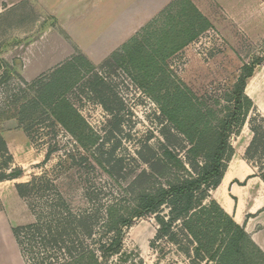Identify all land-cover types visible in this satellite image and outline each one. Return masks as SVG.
<instances>
[{"label": "rangeland", "instance_id": "rangeland-1", "mask_svg": "<svg viewBox=\"0 0 264 264\" xmlns=\"http://www.w3.org/2000/svg\"><path fill=\"white\" fill-rule=\"evenodd\" d=\"M38 1L6 0V4L0 1V7L16 4L25 30L20 34L12 32L11 28L2 32V37L8 39L5 52L37 49L42 27L51 32L49 49L45 52L52 53L55 48L63 47L64 43L59 41L63 38L68 50L73 49L70 58L78 59L73 68L78 70L72 74L71 88L65 98L84 120L78 133L92 134L97 142L91 146L77 142L54 119L47 106L40 107L35 118L19 124L18 108L34 93L29 88L31 82H24L19 76L21 60L14 57L11 63L4 62L5 71L0 74V133L13 156L12 167L20 168L22 175L0 183L3 196L0 204L11 208L16 224L33 222L44 202L57 195L74 211L90 210L94 204H100L103 209L112 202L127 203L124 201L126 185L147 168L138 155L142 151V156L147 157V151H143L146 146L159 151L162 144H167L163 136L167 132L171 134V148L186 160L191 143L179 132L174 120L182 121L183 128L190 133L203 131L209 136L233 108V89L243 66L259 58L260 64L254 67L253 74L264 81V0H190L208 19L209 25L166 58L152 82L142 84L134 80L133 71L128 72L122 65L111 63L105 68L101 65L114 50L134 37L143 40L149 48L154 31L170 19L168 16L176 14L178 8L173 7L162 15L173 0L125 1L130 10V36L124 41H114L116 47L105 57L96 46L97 38L105 29V17L112 1L50 0V15L42 11ZM118 2L115 0L110 10L116 15L123 11L122 0ZM15 12L14 9L1 15L0 24L16 21ZM42 16L44 25L37 26L36 21L42 20ZM21 44L22 48L17 49ZM78 45L93 53L95 59L90 60ZM82 56L85 57L80 58ZM63 59L41 75L42 79L47 80L57 66L66 64L68 59ZM48 61L45 62L48 64ZM89 68L105 80L102 96L91 93L85 85L91 76ZM248 85L250 93L252 81ZM163 107L171 111L172 119ZM262 120L264 118L250 107L244 132L232 134L230 142L236 146L239 140H245L251 134L250 123L264 126ZM257 161L249 162L258 170L257 165L264 164V156ZM183 173L172 167L166 178L158 177L156 182L165 184L166 179ZM27 182L37 184L36 188L21 197L15 185ZM89 197L98 203L90 201ZM156 228L151 216L136 220L125 231L122 254L113 256L107 264H211L199 260L193 247H189L187 255L182 249L183 241L155 240ZM178 237L182 239L180 234ZM36 253V250L29 251L33 263Z\"/></svg>", "mask_w": 264, "mask_h": 264}, {"label": "trees", "instance_id": "trees-1", "mask_svg": "<svg viewBox=\"0 0 264 264\" xmlns=\"http://www.w3.org/2000/svg\"><path fill=\"white\" fill-rule=\"evenodd\" d=\"M173 7L178 8L176 14L168 16L170 19L154 31L149 48L143 40L134 37L114 50L101 66L105 68L111 63L122 65L128 72L135 73L133 78L139 83L152 82L162 70L165 59L209 25L208 19L190 0H173L162 15ZM77 60L73 57L66 64L57 66L47 80L42 76L33 80L29 88L34 94L20 104L16 120L23 124L35 118L40 107L47 106L54 119L77 142L91 146L96 144L97 139L92 134L78 133L84 120L65 98L71 88L69 82L72 74L78 70L73 69ZM260 61L257 58L252 64L243 66L233 89V108L218 122L212 134L206 136L203 131L190 133L183 128L182 121L174 120L179 132L191 143L186 160L171 148V134L167 132L163 134L167 144H162L159 151L146 146L143 151H147V157L142 156V151L139 152L147 168L126 185L124 201L127 203L112 202L103 209L100 204H94L90 210L74 211L57 195L44 202L33 222L13 228L26 264H107L113 256L122 254L126 229L136 220L148 216L153 217L157 225L155 240L166 238L172 242L183 241L185 253L189 255V247H193V253L199 260L211 264H264V253L250 240L244 229L210 199V191L220 183L233 155L230 137L241 130L252 107L244 89ZM2 68L4 66L0 61V70ZM87 71L91 72L85 84L88 91L102 96L106 84L104 78L92 72L91 68ZM102 105L108 109L103 101ZM163 109L172 119L171 111ZM249 129L252 138L245 157L248 161L258 162L264 156V126L250 123ZM13 163V156L0 133V182L20 178L22 170L12 167ZM257 166L264 182V164ZM172 167L184 173L166 179L165 184L157 183L156 178H166ZM36 185L27 182L17 183L15 187L19 196L25 197ZM89 200L94 201V198L89 197ZM33 250L37 251L34 263L29 255V251L31 253Z\"/></svg>", "mask_w": 264, "mask_h": 264}, {"label": "crops", "instance_id": "crops-1", "mask_svg": "<svg viewBox=\"0 0 264 264\" xmlns=\"http://www.w3.org/2000/svg\"><path fill=\"white\" fill-rule=\"evenodd\" d=\"M0 1L6 4V0ZM110 1H112V3H109L105 17V29H102L101 31V37L97 38L98 46H96V50L99 53L104 52L105 54L102 55L103 57L110 53L111 48L116 47V44H113L114 41H124L129 38L131 33L129 4L128 7L125 5L129 0H122L123 11L122 14L117 15L113 10L110 11L111 7L115 5V0ZM38 2L39 7H42V11H46L47 15H50V0H39ZM14 9L17 10V12H15L16 21L10 20L9 22L5 21L0 24V61L2 66H5L4 62L11 63V59L14 57L19 58L22 63L18 72L19 76L24 82L29 83L46 73V71L50 70L52 68L51 66L58 60L70 58L73 55V49L68 50V44L60 37L61 40L59 39V41L64 43L63 47L60 46L55 48L52 53L49 51L45 52L49 49L51 32L49 28L44 29L42 27V38H40L39 41L40 44L35 46L37 49L32 48L26 51L22 48L21 44L17 48H22L21 52L14 53L12 50H9L6 53L5 48L7 47L8 39L2 37V32L10 28L12 32L15 30L17 33L19 32V34L25 31L22 27V18L20 16V11H18L19 8H16L15 3L12 2L6 6H1L0 16ZM125 9H127V13H125ZM41 19L42 20L36 21L37 26H40V23L44 25V16H42ZM83 31L84 34H87L86 30ZM78 49L81 50V52H83L90 60L93 61V59H95L96 56L93 53H89L86 48L78 45ZM11 53H14V55ZM46 59L49 60L48 64L45 62ZM45 63L47 65H45ZM3 70L4 68L0 70V74H2ZM250 81H252V86H250L251 88L249 93L248 84ZM244 93L251 100L253 109L264 118V81H262V79L254 73L247 80ZM246 126L245 122L240 132L243 133ZM248 130L251 134L245 140L238 141L239 144L237 145L239 148L236 147L237 145L235 146L230 142L233 147V155L227 163L226 170L220 183L215 189L210 191V199L214 200L236 224L241 226L250 240L262 251V253H264V182L260 177L259 170H257L256 167H254L245 157L246 148L252 138V132L250 131L249 126ZM235 158H239L241 162H239L232 170L231 167ZM2 182L3 181L0 183ZM0 199L3 201L2 194L0 195ZM13 217L14 213L11 208L5 203H1L0 264H26L22 248L13 233V228L31 223L32 220H28V223L25 224H16L13 221Z\"/></svg>", "mask_w": 264, "mask_h": 264}, {"label": "bare ground", "instance_id": "bare-ground-1", "mask_svg": "<svg viewBox=\"0 0 264 264\" xmlns=\"http://www.w3.org/2000/svg\"><path fill=\"white\" fill-rule=\"evenodd\" d=\"M236 147L239 148L238 145ZM239 162H241L240 159L239 158H235V160L232 163V167H231L232 170L238 165Z\"/></svg>", "mask_w": 264, "mask_h": 264}]
</instances>
